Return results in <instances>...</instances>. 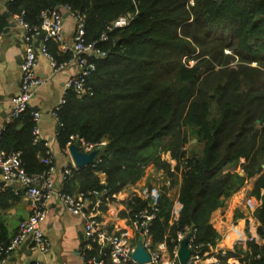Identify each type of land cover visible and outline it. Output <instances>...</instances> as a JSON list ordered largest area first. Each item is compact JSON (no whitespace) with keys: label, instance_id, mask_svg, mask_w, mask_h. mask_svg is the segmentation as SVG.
<instances>
[{"label":"trees","instance_id":"1","mask_svg":"<svg viewBox=\"0 0 264 264\" xmlns=\"http://www.w3.org/2000/svg\"><path fill=\"white\" fill-rule=\"evenodd\" d=\"M53 1L60 11L68 6L71 13H82L86 41L105 52L89 55L96 69L88 77L86 94L66 90V102L58 110L63 125L57 127V140L62 150L71 134L106 143L96 147L93 164L73 169L62 190H97L100 194L92 196L89 206L100 199L104 208L107 199L137 183L153 164L170 180L155 201L153 247L166 242L174 251L179 234L189 228L196 230L195 243L204 254L221 238L211 222L213 211L255 178L250 193L261 200L254 216L264 237V0ZM4 6L0 34L10 25V16L24 10L29 24L40 25L42 12L51 8L50 0H6ZM129 14L127 25L111 28ZM47 46L58 62L72 55L51 39ZM33 110L8 122L0 140L7 152H20L30 174L50 167L41 159L47 149L44 140L33 142ZM167 152L174 166L162 157ZM178 176L182 208L174 220L167 188ZM152 203L133 195L126 213L134 219ZM3 240L5 246L11 241ZM247 247V262L264 264V242L249 239ZM99 249L93 245L86 257L111 259L107 248L101 254ZM241 251L238 243L226 256Z\"/></svg>","mask_w":264,"mask_h":264},{"label":"crops","instance_id":"2","mask_svg":"<svg viewBox=\"0 0 264 264\" xmlns=\"http://www.w3.org/2000/svg\"><path fill=\"white\" fill-rule=\"evenodd\" d=\"M62 12L65 39L71 44L76 23L70 11L63 9ZM23 41L22 27L14 21L13 16H10V25L5 32L0 34V129L11 121L9 115L12 101L19 92L22 76L21 62L24 55ZM37 63L36 72L43 82L36 89L31 99V106L37 107V111L41 114L39 121L41 137L49 142L54 157L55 188L62 189L64 183L62 170L72 162V158L59 146L58 125L51 111L55 104L65 96L67 81L77 70L73 64H69L62 70L54 71L50 59L42 53L38 54ZM162 157L171 162L172 166L176 164L170 152L164 153ZM156 175L159 184L154 179ZM100 176L104 181L105 174L100 173ZM177 179L178 182L175 185L167 188V194L174 201V220L178 218L182 208V203L178 199L180 176ZM254 179H249L238 192L224 198L223 203L213 211L211 222L221 234V238L216 246H211L208 251L204 252L200 264H249L244 255V251L248 250L247 241L254 239L258 244L264 242V237L258 233L259 221L254 216V211L260 206L261 200L250 193ZM169 184L170 180L164 174V170L150 164L145 169L144 176L137 183L125 186L113 195V199H107L104 208L101 207L99 199L88 210L109 231L123 233L133 245H137L139 235L133 230L131 216L127 214L129 212L128 200L133 194L157 199L162 191L161 186ZM8 191H12V194H8ZM31 212L32 203L26 196L25 189L20 185L6 182L0 170V228L3 238L10 241L16 235L21 221L28 218ZM85 224L84 216L73 214L58 198H53L48 204L46 217L41 223L51 243L49 250L45 254L38 253L31 248V241L28 238L11 251V256L5 264H32L36 258H43L48 264H87L84 256H86L87 249H92L93 245L87 244L84 234ZM238 243L243 245V251L237 252L235 256H226V251L234 250ZM24 245H26V251H31V254L26 253L23 249ZM98 246L100 247L99 253H103L104 247ZM156 248L167 257H174L180 245L174 251L169 250L166 242L158 244ZM219 252L222 253L221 257L218 256ZM31 259L32 262L29 263ZM98 261V264H134L133 262H117L112 258L107 262H104L103 258H98Z\"/></svg>","mask_w":264,"mask_h":264},{"label":"built area","instance_id":"3","mask_svg":"<svg viewBox=\"0 0 264 264\" xmlns=\"http://www.w3.org/2000/svg\"><path fill=\"white\" fill-rule=\"evenodd\" d=\"M5 1L6 0H0V7L3 8ZM68 8V6L63 7V9L69 11ZM24 15V10L13 15L14 21L20 25L24 31V55L21 62V84L18 94L12 101V108L9 115L10 120L18 118L27 109L33 108L31 106V99L36 89L43 82V79L38 77L36 72L39 53H42L50 59L54 71L62 70L69 64H73L76 67V73L70 76L67 81V89L72 88L78 96H82L88 92L90 89L86 86L88 77L96 69V64L89 59V55L96 54L97 56H100L105 54L104 51L96 47L95 43H89L86 41L84 15L80 12L72 13L76 28L74 39L71 44L66 41L63 31L64 14L56 7L48 8L42 12V23L40 25L29 24L25 20ZM131 19V14L121 16L114 21L111 28L125 26ZM42 34L44 36L40 40V45L37 47L36 41ZM106 37L107 34L104 33L103 38ZM50 39L58 43L60 51L72 52L71 57L67 61L58 62L50 53L47 46V41ZM65 102L66 98L63 96L51 111L58 126L63 125L59 121L58 110ZM33 114L37 122L33 131V142L38 143L41 140H44V145L47 149L45 155L42 156L41 159L44 163L49 164L50 167L41 173L30 174L23 165L20 152H7L0 146V170L3 179L10 184H17L23 187L26 196L32 203L31 214L28 218L21 221L16 235L11 239L7 246H5L1 238L2 231L0 229V264H5L11 256V251L28 238L31 241V248L38 253L45 254L49 250L51 243L45 235L41 223L46 217L48 204L53 198H58L73 214L84 216L86 219L84 234L87 244H97L101 247L107 248L114 261L133 262L134 264H177L179 261L178 252L175 253L174 257H167L158 248H154L152 244L150 225L157 211L156 199L142 197L144 199L152 200L153 203L150 207H145L136 212L134 219H132L131 226L133 230L139 235V240L142 241L144 248L150 254V261L140 263L133 257V252L137 245H133L123 233L109 231L88 210L90 207L89 205L92 202V196L95 194L99 195V191L93 190L70 194L64 192L62 189L55 188L53 176L55 171L53 152L50 148L49 142L41 137V129L39 126L41 114L37 110H33ZM74 143H77L83 151L90 152L96 149V147L104 145L106 141L103 140L99 143L90 142L79 134H71L67 147L63 151L70 154L69 147ZM74 168H76V166L73 161L68 163L62 170L63 179L70 176ZM179 236L180 239L188 236V246L193 251L187 264H200L204 254L200 251L201 244L195 243L196 230L192 231L188 228L187 232L180 233ZM84 258H86L87 264H98L99 262L98 258L95 256L89 258L84 256ZM32 264L48 263L43 258H36Z\"/></svg>","mask_w":264,"mask_h":264},{"label":"water","instance_id":"4","mask_svg":"<svg viewBox=\"0 0 264 264\" xmlns=\"http://www.w3.org/2000/svg\"><path fill=\"white\" fill-rule=\"evenodd\" d=\"M50 5L52 8L56 7V2L53 0H50ZM3 15L5 17H9V13L7 11H3ZM43 34L40 36V38L36 41V46L38 47L40 45V40L43 38ZM35 110H37V107H34ZM194 141H197L196 138H194ZM69 153L72 158L73 163L77 168H81L83 166H86L88 164H93L94 161L97 159V156L99 154V149H94L90 152L83 151L81 147L74 143L69 147ZM242 173V172H241ZM26 245L23 246V249H25ZM192 249L188 246V236H185L180 241V248L178 250V263L177 264H187L188 259L190 258V255L192 254ZM27 254H31V251L27 250ZM133 257L140 263H146L150 261V254L149 252L144 248L143 243L141 240L138 241L137 246L135 248V251L133 252ZM35 258H33L34 260ZM32 262V259L29 261V263Z\"/></svg>","mask_w":264,"mask_h":264},{"label":"rangeland","instance_id":"5","mask_svg":"<svg viewBox=\"0 0 264 264\" xmlns=\"http://www.w3.org/2000/svg\"><path fill=\"white\" fill-rule=\"evenodd\" d=\"M192 142H197V141H194V138H193V140H192ZM154 179L156 180V182H157V184H159V181H158V177H157V175L154 177ZM160 181L162 182V180L160 179Z\"/></svg>","mask_w":264,"mask_h":264}]
</instances>
